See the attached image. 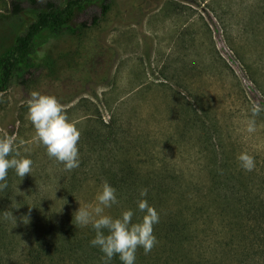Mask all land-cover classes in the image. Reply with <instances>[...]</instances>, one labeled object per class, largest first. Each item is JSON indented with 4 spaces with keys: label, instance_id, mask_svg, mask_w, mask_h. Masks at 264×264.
<instances>
[{
    "label": "rangeland",
    "instance_id": "1",
    "mask_svg": "<svg viewBox=\"0 0 264 264\" xmlns=\"http://www.w3.org/2000/svg\"><path fill=\"white\" fill-rule=\"evenodd\" d=\"M84 21L81 41L42 45L71 56L56 75L43 66L0 91V264H85L89 245L75 248L68 221L79 237L133 220L150 260L214 257L209 243L231 240L230 227L238 240L225 191L264 173V94L253 79L264 84V0H114L104 16L98 1L72 24ZM124 177L137 187L117 191ZM226 179L229 188H211ZM193 211L199 224L183 233L194 239L158 237Z\"/></svg>",
    "mask_w": 264,
    "mask_h": 264
},
{
    "label": "trees",
    "instance_id": "2",
    "mask_svg": "<svg viewBox=\"0 0 264 264\" xmlns=\"http://www.w3.org/2000/svg\"><path fill=\"white\" fill-rule=\"evenodd\" d=\"M7 1L9 3L7 10L0 11V91L8 88L15 75L26 82L32 81L43 66L47 68L48 76L56 75L61 66L60 60L71 56L63 53L53 56L51 50L41 48L42 45L65 34L77 36L81 41V36L84 34L82 31H85L88 25L85 21L76 26L72 24L77 12L99 1L101 15L104 16L114 2V0ZM29 11L34 13V18L31 20L27 19ZM99 17L100 15H95L92 22L98 24ZM25 27V32L20 33ZM11 36H14V39L12 43H9ZM253 79L264 94V84L254 76ZM251 89L255 91L254 88ZM247 182L241 181L239 188L232 192L221 190L225 191L224 197L236 207L237 213L231 222L238 225V240L235 238L236 230L231 225L230 231L233 235L231 240L218 241V244L209 243L208 247L214 251L212 253L214 257L207 252L192 258L187 253L177 254L173 251V255L170 254L168 258H162L163 260L158 259L157 255L155 259L150 260V256L155 254L150 253V248H147L149 250L147 254L144 253L146 246L136 239L139 233L133 220H130L122 229L106 228V230L100 228L101 224L98 222L91 236L80 231L79 237L74 233L75 226L68 221L64 227L65 233L74 236L75 248L79 250L84 240H87L89 249L83 248L81 253L85 256L80 257L85 264H264V173L260 175L259 182L254 178ZM113 183L117 191L122 186L125 192L135 189L138 185L135 179L126 177L116 179ZM219 183L220 185L213 183L211 188L216 189L215 186H219L216 189L218 190L220 187L224 189L230 187L228 185L230 179ZM129 193L130 200L133 202L139 200L134 191ZM195 214L196 211H193L187 219L177 216L168 219L163 227H158V237L167 241L169 235L177 242L194 239L192 231L186 233V236L183 231L188 225L194 226L199 222V219L194 217ZM63 219L67 221L69 217ZM246 237H248V243L244 244L242 240ZM74 252L76 253L75 250Z\"/></svg>",
    "mask_w": 264,
    "mask_h": 264
}]
</instances>
